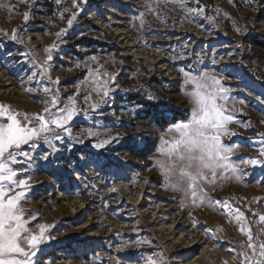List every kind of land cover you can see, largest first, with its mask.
Returning a JSON list of instances; mask_svg holds the SVG:
<instances>
[{"label": "rangeland", "instance_id": "rangeland-1", "mask_svg": "<svg viewBox=\"0 0 264 264\" xmlns=\"http://www.w3.org/2000/svg\"><path fill=\"white\" fill-rule=\"evenodd\" d=\"M120 3L75 0L74 7V0H0V103L39 114L48 106L43 101L50 103L51 96L43 92L48 87L52 94L59 91L58 108L71 97L78 109L66 125L75 139L56 130L61 137L53 140L56 152L43 142L34 150L22 146L33 160L18 157L25 162L13 165L20 169L32 164L21 174L31 184L22 201L30 214V229L52 225L50 239L40 246L33 264H146L149 256L162 257L163 264H240L239 253L251 250L223 202L243 212L255 242H264V222L259 220L264 215V167L240 163L258 157L264 146V0ZM115 5L124 17L120 20L126 35L156 51L160 44L155 41L176 37L157 30L174 25L216 41L211 47L199 41L194 51L193 37L168 46L165 53L172 60L166 64L173 72L169 77L158 65L135 58L111 29L102 26L110 22L103 9ZM73 14L76 19L69 28ZM14 28L23 43L3 35H11ZM61 29L67 31L58 37ZM53 44L57 47L49 61L50 79L37 76L29 81L39 70L34 64H43L45 49ZM22 53L30 55L25 59ZM179 69L222 78L230 90L226 107L239 122L230 123L229 134L222 137L225 145H239L231 155L240 168L239 179L230 172L221 175L220 169L214 179L209 173L201 181L202 202L193 203L190 193L171 190L155 164L169 126L186 121L190 113ZM57 77L59 84H53ZM105 81L111 89L107 97L102 93ZM28 88L35 90L26 92ZM93 103H99L95 111ZM89 130L98 136L86 135ZM108 136H118V141L100 149L93 146ZM45 154L47 160L41 158ZM150 192L154 195L143 196ZM141 194L140 200L147 202L132 206Z\"/></svg>", "mask_w": 264, "mask_h": 264}, {"label": "snow or ice", "instance_id": "snow-or-ice-1", "mask_svg": "<svg viewBox=\"0 0 264 264\" xmlns=\"http://www.w3.org/2000/svg\"><path fill=\"white\" fill-rule=\"evenodd\" d=\"M59 3V0H57ZM182 3V0H180ZM74 7L75 0H74ZM192 12L203 11V9H191ZM25 22L29 19V14H23ZM76 14L68 20V27L71 28ZM141 23L143 20L141 18ZM67 29H61L56 35L59 37ZM239 29L237 32L239 33ZM12 41L23 43L18 37L17 29H12L11 35L4 32ZM57 47L53 44L45 49L48 53L43 64L35 65L39 70L34 71L29 76V81H33L37 76H48L49 61L53 59L52 49ZM27 59L28 53H22ZM184 76V94L191 102V109L186 121L172 124L167 129L165 136L160 140L158 152L161 159H157L155 164L159 166L162 175L168 182L171 190H182L190 193L193 203L203 200V187L201 181L208 179L210 173L213 179L220 169L223 172H230L239 179L240 168L231 160V155L236 146H228L222 142V137L228 135L230 123L237 122L230 110L226 107L229 100V88L222 83V78L209 75L208 73L193 74L179 69ZM107 75V74H106ZM114 79V76H113ZM59 84V77L52 81ZM108 81L102 89L103 97H107L111 89L107 88ZM35 89H25L26 92ZM99 95L101 89H95ZM45 95H50L51 100L43 101L46 106L42 113L29 115L26 112H17L7 104L0 103V264H33V258L41 251L40 246L50 239L48 230L52 225L39 224L38 230L32 231L29 227L28 215L22 207L25 193L30 189V178H21L22 173H27L28 168H14L17 163L32 161L33 155L30 151H24L22 146L36 149L38 144L43 142L51 148L52 152L57 149L53 140H60L56 130L63 131L69 138L71 129L66 127L74 117L78 115L76 101L69 98L68 102L62 107L60 104L59 91L52 94L50 88H43ZM153 99L152 96L148 97ZM103 98L101 103H103ZM99 107V103L91 105L92 111ZM235 135V133H232ZM86 135L98 136V133L89 130ZM75 139V138H73ZM113 141H118V136H108L106 139H98L93 145L95 148H104ZM78 142L83 143V139ZM264 144V139L261 140ZM18 157H24L25 161H18ZM42 159L47 160L48 154ZM241 164L253 167H264V146L259 150L258 157L242 159ZM246 174V173H245ZM212 182V181H209ZM199 193V195H198ZM229 216H234L239 223V231L247 236V249L241 251L242 257L240 264H264V242L256 243L248 226V221L244 213L239 209L233 211L227 201L223 202ZM35 219V216L32 217ZM259 220L264 222V215L259 216ZM146 264H163V258L157 260L153 256L147 258Z\"/></svg>", "mask_w": 264, "mask_h": 264}, {"label": "bare ground", "instance_id": "bare-ground-1", "mask_svg": "<svg viewBox=\"0 0 264 264\" xmlns=\"http://www.w3.org/2000/svg\"><path fill=\"white\" fill-rule=\"evenodd\" d=\"M109 2H111L112 4H116V3H120L124 6H134V1L135 0H107ZM262 9L264 10V5L262 7ZM105 12H108L107 14L110 15V17L107 19L110 20V22H106L103 23L102 26L106 27L107 29H111L112 32H114L115 35H117V37L120 39V41H122L121 45H123V48H125L126 50L128 49L130 53L133 54V56L137 59H146L147 62H151L152 64L158 65L160 68V71L163 72L165 75H169V77H172L173 72L170 71L168 64H166V62H170L172 59L168 56V53H165L166 51H168L170 48L168 46L172 45L173 46H177L182 42H186L189 41L190 37H193V39L190 40V42H192V45L194 46L192 48V50L194 51L195 49L198 48V44L203 42L207 47H211V44H213L214 41H216L215 38L212 37H204V36H200L198 34L196 35H192L190 34L188 31H181V29H179L178 27H176L175 25L171 27V29H165V30H157V32L166 34V36H169V34H175L174 39H168L165 41H158L155 43L160 44V46H158L157 48L159 49L158 51L155 50V48H149V47H145V45H143V42L138 39V38H132L130 36H127V32L124 31V29H122L121 27V20L122 18H124L123 16H121L119 14L118 11V6H106L103 9ZM154 24V23H152ZM152 29V28H151ZM155 32L156 30H152L151 32ZM194 34V33H193ZM201 41V42H199ZM181 45V44H180ZM141 48H145L143 50H145L144 52V56H140V49ZM221 49H225V48H221ZM220 49V50H221ZM188 61H191L190 58L186 59ZM6 85V84H5ZM145 195H154V193H145L143 196ZM148 197V196H147ZM140 198H142V194L136 198V200H133V205L132 206H138L139 203L141 202H147L144 200H140ZM147 200V199H146ZM150 202V201H149ZM159 207H155L154 211L158 210ZM146 212V211H145ZM149 213V212H148ZM158 219V218H157ZM164 228L162 227L161 230H163ZM185 246H187L188 248H191V244L189 245L188 243H184Z\"/></svg>", "mask_w": 264, "mask_h": 264}, {"label": "trees", "instance_id": "trees-1", "mask_svg": "<svg viewBox=\"0 0 264 264\" xmlns=\"http://www.w3.org/2000/svg\"><path fill=\"white\" fill-rule=\"evenodd\" d=\"M258 45H262V44H258ZM261 47H263V46H261Z\"/></svg>", "mask_w": 264, "mask_h": 264}]
</instances>
